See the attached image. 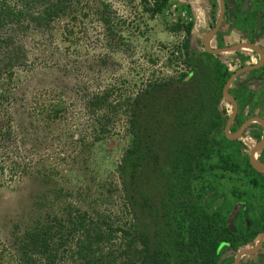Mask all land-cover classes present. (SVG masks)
I'll return each instance as SVG.
<instances>
[{"label":"rangeland","instance_id":"374dc122","mask_svg":"<svg viewBox=\"0 0 264 264\" xmlns=\"http://www.w3.org/2000/svg\"><path fill=\"white\" fill-rule=\"evenodd\" d=\"M4 2L14 11H23L24 18L0 28V123L11 131V162L18 167L13 176L8 168L0 173V264H23L17 243L25 231L36 228L49 214L59 213L63 205L86 207L109 217L117 227L133 230L134 218L142 212L126 199L120 176L133 138V117L124 102L144 93L149 84L176 79L182 73L191 75L194 66L189 55L192 50L206 52L210 28L205 5L197 1L191 6L170 2L163 13L152 16L146 10L152 6L150 0L148 6L144 0H80L73 5L74 12L50 21L32 18L50 5L49 0ZM104 3L110 5L108 24L101 20ZM185 5L197 17L191 35L173 28L179 20L181 24L188 20L181 16L189 13ZM233 33L232 41L237 39ZM186 40L191 41L189 54L183 48ZM206 56L202 61H207ZM216 57L230 65L237 56ZM252 57L247 63H252ZM106 92L107 104H93ZM219 110L227 118L232 105L223 100ZM250 137L246 134L241 140L247 156L257 144ZM59 190L72 196L63 199ZM76 243L77 235L68 240L67 253L61 251L55 264H86L71 254ZM58 244L55 238L53 248ZM127 249L116 239L104 249V256L114 264H132L128 260L134 258ZM261 253L246 257L243 264L251 259L252 264H264Z\"/></svg>","mask_w":264,"mask_h":264},{"label":"trees","instance_id":"16d2710c","mask_svg":"<svg viewBox=\"0 0 264 264\" xmlns=\"http://www.w3.org/2000/svg\"><path fill=\"white\" fill-rule=\"evenodd\" d=\"M4 1L0 2V28L24 18L23 11L12 10ZM49 1L50 5L32 18L50 21L70 14L80 0ZM150 1L152 6H148L149 0L144 3L152 16L163 13L170 3V0ZM103 6L101 20L108 24L110 5ZM185 9L192 14L190 7L185 5ZM180 21L174 31L190 35L195 23ZM221 41L217 39L219 47L224 46ZM183 48L189 51L188 40ZM205 55L207 61H202ZM198 56L196 62L189 57L194 66L192 71H196L192 79L190 74L182 73L176 79L154 82L144 93L124 102L132 113L133 138L120 176L126 199L131 200L132 206L138 205L145 218L136 215L133 230H126L86 207L63 205L59 213L49 214L36 228L25 231L17 243L23 264H55L61 251L67 253L68 240L76 235V249L71 254L86 264H114L113 259L107 262L109 256H104V249L116 239L122 240L132 254L134 260H128L132 264H216L230 249L228 245L238 250L264 232L263 174L242 153L241 142L228 139L221 130L227 118L219 105L233 71L214 54L204 52ZM261 74L255 71L252 77L264 79ZM237 85L229 91L239 105L240 115L236 119L239 126L250 116L246 117L244 112L256 109L264 94L251 106L256 93L250 91L249 85ZM104 95L94 99L93 104L97 107L107 104V92ZM253 135L259 138L258 133ZM187 136L192 146L186 141ZM10 145H14L11 131L0 123V173L8 168L13 176L18 167L15 161L11 162ZM25 165L22 164L23 169ZM155 183L158 186L154 191ZM59 191L63 199L72 196ZM238 205L231 228L229 218ZM55 238L59 241L58 248H53ZM222 264H234L233 255Z\"/></svg>","mask_w":264,"mask_h":264},{"label":"flooded vegetation","instance_id":"af4514ba","mask_svg":"<svg viewBox=\"0 0 264 264\" xmlns=\"http://www.w3.org/2000/svg\"><path fill=\"white\" fill-rule=\"evenodd\" d=\"M194 1H197L201 4L204 3V5H205L204 8H205V12H206L205 14H206V18H207L206 22L210 28L209 29V34H210V32L215 28L216 24L219 22V18L221 15V9H222L221 1L220 0H178V1L170 0V2H174L176 4H178L180 2L187 3V4L189 3L190 6ZM244 1L245 0H224L225 10L223 13L224 15L222 17V23H221V26L219 28V31L214 36V38L211 40V45H212V42L214 40L217 41V39L222 40L221 42L224 43L223 47L233 46V45L240 44V43H251V44L257 45L262 50V54L264 57V0H248V3L245 7H244ZM186 6L188 7V5H186ZM190 8L192 11L191 16H190V12L187 13V15L181 14L183 21H185L184 17L188 18V20L185 22V24L190 23V22H194L195 19L197 18L194 15L192 7H190ZM179 9L181 10V8H179ZM176 14H179L178 10H177ZM260 16H261L260 28L258 31L257 28H258V22H259ZM221 31L223 32L222 35H220ZM233 31L236 33L237 39L232 41L231 34H233ZM191 34H193V31L191 32ZM223 38H224V40H223ZM228 42H230V43H228ZM212 48H222V47H219L217 44L216 46L212 45ZM199 53L200 52H194L192 50L189 57H192V60L194 62H196V60L199 58V56H198ZM233 53H235L237 57L234 60H232L233 61L232 64L228 65L230 70L233 71V74L235 72H237L238 70H240L241 68H244L245 66L261 64L259 68H256L255 70L247 72V74H249L248 79L243 78L246 74V73H243V74L239 75L233 81V83H234L239 78L240 84L250 86V91H253L256 93L255 101L252 102L250 105L255 106V102H256L257 98L259 97V95L264 94V79H255L254 77H252V73L255 71H260L262 73L261 75L264 76V59L262 61L261 55L257 51L250 50V49H240L236 52L223 53V54H233ZM250 53H252L253 56H255L256 61H253V57ZM219 55H222V54H219ZM241 57H244L245 60H242ZM250 57H252V59H251L252 63H247L248 59ZM226 64H228V63H226ZM234 68H235V70H234ZM191 73L192 74L190 76L192 79V77L194 76V72L191 71ZM243 79H246V80L244 81ZM256 85H257V87H256ZM236 86H238V85L233 84L232 87H230V88L235 89V88H237ZM262 96L264 97V95H262ZM234 98H235V96H234ZM236 101H237V99H236ZM228 103H230L232 105V103L230 101H228ZM258 108H259V111L253 110L251 112L252 114L250 113L249 117H247L248 114L246 112H244V115H246L247 119L241 125L238 126V125H236V119L240 115L239 105H238V113L235 117L234 122L231 125L230 134H236L239 131V129L242 127V125L247 120H249L250 118L259 117L262 120H264V103L261 102L260 104H258ZM232 112H233V105H232ZM231 114L228 115V117L226 119L225 126L223 127V129H221L223 131V134L227 138H228V136L226 135V127H227V123L229 120V116ZM219 132H220V130L218 131V133ZM253 132L258 133L259 138H257L255 135H253ZM246 134H249L251 136L250 137L251 139H254L257 141V144L254 146V148H255L258 145V143L263 140L264 126L259 122H253L246 127L245 131L243 132L242 136L239 139H235V140L230 139V138H228V139H230L232 141H240L241 142L242 138L245 137ZM242 146H243V142H241V150H242ZM254 148H252L250 150V152L248 153L249 159H250L251 152ZM257 159L260 162L264 163V148L261 151L260 156ZM260 173L263 174V178H264V173H262V172H260ZM239 207H240L239 205L236 206L233 212H237L238 211L237 209H239ZM256 237L251 242H249L248 245L244 246L243 248H239L238 250H234V249H232V247L230 245H228L230 247V249L233 250L235 253V254H233L234 260H235V257L239 251H241L243 249L254 248L256 246V244H255ZM262 251H264V242H263V248L258 253L254 254V256L261 253ZM261 254L264 255L263 253H261ZM252 256L253 255L244 256L241 259V264L244 263L243 260L246 257H252ZM254 256H253V258H254ZM253 260L254 259H251V262L249 264L254 263L255 261H253Z\"/></svg>","mask_w":264,"mask_h":264},{"label":"water","instance_id":"95a60500","mask_svg":"<svg viewBox=\"0 0 264 264\" xmlns=\"http://www.w3.org/2000/svg\"><path fill=\"white\" fill-rule=\"evenodd\" d=\"M172 1H178V0H172ZM220 1H221V5H222L221 15H220V18H219V22L216 24L215 28L210 32V34L205 39L204 46H205L206 51L211 53V54L218 55V54H223V53L236 52V51H238L240 49H250V50L257 51L261 55V58H262V61H263L264 57H263V54H262V50L255 44L240 43V44H236V45H233V46H225V47H222V48H212L211 47V40L214 38V36L219 31V28H220L221 23H222V17L224 15L223 13H224V10H225V7H224L225 6L224 5L225 2H224V0H220ZM247 3H248V0H245L244 1V7L247 5ZM260 19H261V16L259 17L258 28H257L258 31H259V28H260ZM260 65L261 64H259V65H251V66L249 65V66H245L244 68H241L240 70L235 72L228 79L227 83L224 86V90H223L224 99L230 101L232 103V105H233V112L229 116V120H228L227 127H226V135L230 139H234V140L235 139H239L242 136L243 132L245 131L246 127L249 124L253 123V122H259V123H261L264 126V120H262L259 117H253V118H250L249 120H247L242 125V127L239 129V131L236 134H230L231 125L234 122L235 117H236V115L238 113V103H237L236 99L234 98V96L229 92V89H230L233 81L239 75H241L243 73L250 72L252 70H255L256 68H259ZM263 148H264V136H263V140L258 143V145L252 150L251 155H250L251 165L257 171L262 172V173H264V163L260 162L257 159V154L261 153ZM236 216H237V212H233V214H231V216L229 218V226L231 228L233 227V221H234ZM263 242H264V232H261V233L258 234V236L255 239L256 246L254 248L243 249V250L239 251L238 254L235 257L234 264H241V259L244 256L254 255V254L258 253L263 248ZM230 252L233 253L234 251L233 250H229V251L223 253L220 256V258H219V260L217 261L216 264H222L225 261V259L228 257V254Z\"/></svg>","mask_w":264,"mask_h":264},{"label":"crops","instance_id":"0c3cea01","mask_svg":"<svg viewBox=\"0 0 264 264\" xmlns=\"http://www.w3.org/2000/svg\"><path fill=\"white\" fill-rule=\"evenodd\" d=\"M233 35H234V33H233ZM228 43H230V42H228ZM226 55H229V54H226ZM238 64V63H237ZM233 85V84H232ZM232 85H231V87H232Z\"/></svg>","mask_w":264,"mask_h":264},{"label":"built area","instance_id":"2783aa9c","mask_svg":"<svg viewBox=\"0 0 264 264\" xmlns=\"http://www.w3.org/2000/svg\"><path fill=\"white\" fill-rule=\"evenodd\" d=\"M185 15V14H184ZM184 19L186 20L187 18L186 17H184Z\"/></svg>","mask_w":264,"mask_h":264},{"label":"clouds","instance_id":"9594fccd","mask_svg":"<svg viewBox=\"0 0 264 264\" xmlns=\"http://www.w3.org/2000/svg\"><path fill=\"white\" fill-rule=\"evenodd\" d=\"M187 19H188V18H187ZM187 19H186V20H187ZM186 20H185V21H186ZM232 84H233V83H232ZM224 100H225V99H224ZM226 101H227V100H226Z\"/></svg>","mask_w":264,"mask_h":264}]
</instances>
